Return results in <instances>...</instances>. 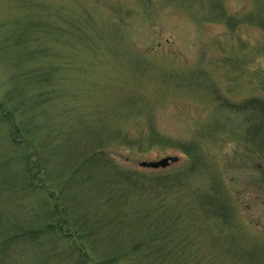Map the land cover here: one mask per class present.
Wrapping results in <instances>:
<instances>
[{"label":"rangeland","instance_id":"1","mask_svg":"<svg viewBox=\"0 0 264 264\" xmlns=\"http://www.w3.org/2000/svg\"><path fill=\"white\" fill-rule=\"evenodd\" d=\"M22 75L38 138L24 139L1 110L0 264H73L69 250L86 239L70 224L87 211L86 221L108 219L103 252L161 222L163 253L186 264L221 253L216 262L264 264V0H0L7 111L19 107ZM169 156L180 160L139 166ZM109 162L142 183L114 223L87 193L117 181ZM162 175L179 178L173 192L156 186ZM219 190L231 227L202 200Z\"/></svg>","mask_w":264,"mask_h":264},{"label":"trees","instance_id":"2","mask_svg":"<svg viewBox=\"0 0 264 264\" xmlns=\"http://www.w3.org/2000/svg\"><path fill=\"white\" fill-rule=\"evenodd\" d=\"M20 85L17 84L16 89H18V97H19V107L13 106L10 111H7L5 109L4 104H0V113L2 110V121H7L11 124V127L14 128L15 132L18 134H23V138L30 139L32 142L31 143H36L37 142V127L36 125L32 126V120L25 119L26 110L32 108L29 104L26 103L32 102L31 100H26L25 94L27 92V88L29 85H31V80L30 79H23V75L19 78ZM46 83L49 82V79L45 80ZM25 82L27 84H25ZM27 107V108H25ZM25 108V109H24ZM264 110V108H263ZM40 116H44L43 113L40 114ZM36 127V129H35ZM50 136V133L46 131L45 129V134L43 139L41 141H47V138ZM50 139V138H49ZM40 141V140H39ZM41 145V144H40ZM41 149V152L44 151V146L39 147ZM103 147H97L93 152L95 154H100L103 155L104 153L101 152L103 150ZM92 152V153H93ZM192 152L191 149L188 150V153L190 154ZM43 154H46L45 152ZM101 160H104L101 159ZM85 160H80L77 161L76 163L73 162V168L71 171L72 176L75 177V179L80 176L81 171L79 170L80 167H83L82 165ZM112 171L118 176L117 181L112 182V185H108L104 183L103 185L95 187V189L92 187L91 190H88L87 193H91V195L94 197V200L98 202H101L104 206H107L108 210L110 213L113 214V217L110 219L111 223H114L115 221H119L120 219L123 220L122 217V211L124 210L128 204L127 201L129 199H132V195L127 192L129 190L130 192L138 191L142 188V183L139 180L138 174L136 173L137 171H129L123 168H117L116 166L112 165L109 162ZM104 167H107L105 165ZM157 171V170H155ZM154 171V172H155ZM153 172V171H151ZM163 172V171H162ZM160 178L154 179V182L156 183L157 187H162L164 190L166 189H173L176 188L179 184H177V181L179 178H175L173 181V178H171L168 175H162L159 176ZM74 179V180H75ZM173 183L174 185H172ZM111 186L116 187L119 192L115 189L112 188ZM94 189V190H93ZM166 193L169 191H165ZM213 195V196H212ZM211 195V199H206L203 198V203L207 206V211L209 213H212L214 216L216 215L217 217L221 219H225L226 214L229 210L228 203L230 199L228 196L222 192L218 191L214 194ZM164 199V198H163ZM91 200V199H90ZM115 206H118L119 208L116 209ZM123 207V208H122ZM143 210V209H142ZM226 212V214H225ZM138 211L135 212L137 214ZM88 211L86 212V216L81 220V223L73 222V224H70L71 228H78V231H82L83 234L85 235V242H83L82 246L80 248H71L69 251L71 252V258L73 260V264H176V261H181L182 264H186L188 258H175L174 256H171L170 254H164L163 249L165 250V245L160 242L159 239H164L162 237L163 233H159V230H163V228H166L165 225H162L161 222L157 223L155 226L152 227L153 233L151 234L150 237H146V239H141L139 242L135 244L128 245V248L118 250L113 253H108V252H103L102 247L99 245L98 241V234L101 232V229H106V222L108 219L106 217H103L95 220L94 221H86ZM131 214V213H128ZM134 214V215H135ZM225 214V216H224ZM133 215V216H134ZM142 219H144L142 217ZM128 221V220H127ZM120 222V221H119ZM110 223V222H109ZM225 225L231 227L233 226V223L231 220H226L225 219ZM120 224V223H119ZM248 227V226H247ZM150 228V227H149ZM148 228V229H149ZM249 229V227H248ZM250 230V229H249ZM74 235V233H73ZM72 235V236H73ZM159 240L158 242H156ZM248 241L250 240L247 239ZM246 240V241H247ZM254 241L257 240L256 238H253ZM244 241L241 240V242L238 241V245L243 246ZM240 245V246H241ZM229 246L228 248H231ZM224 256L228 255H223L222 253L218 256H213L211 261V264H217L216 259L219 257L220 259L223 260ZM224 261V260H223ZM201 263V262H200ZM202 264V263H201ZM218 264H223V262L219 261Z\"/></svg>","mask_w":264,"mask_h":264},{"label":"water","instance_id":"3","mask_svg":"<svg viewBox=\"0 0 264 264\" xmlns=\"http://www.w3.org/2000/svg\"><path fill=\"white\" fill-rule=\"evenodd\" d=\"M179 161L178 157H166L161 160H156V161H151V162H141L139 164L140 167L142 168H147V169H164L167 168L168 166L175 164Z\"/></svg>","mask_w":264,"mask_h":264}]
</instances>
